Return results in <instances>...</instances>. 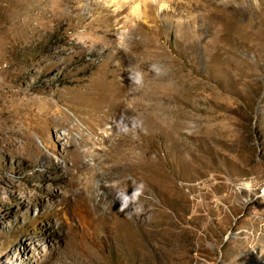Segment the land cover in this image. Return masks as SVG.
I'll return each mask as SVG.
<instances>
[{
	"label": "rangeland",
	"instance_id": "rangeland-1",
	"mask_svg": "<svg viewBox=\"0 0 264 264\" xmlns=\"http://www.w3.org/2000/svg\"><path fill=\"white\" fill-rule=\"evenodd\" d=\"M263 190L264 0H0V264H264Z\"/></svg>",
	"mask_w": 264,
	"mask_h": 264
},
{
	"label": "bare ground",
	"instance_id": "bare-ground-1",
	"mask_svg": "<svg viewBox=\"0 0 264 264\" xmlns=\"http://www.w3.org/2000/svg\"><path fill=\"white\" fill-rule=\"evenodd\" d=\"M54 126H57V124H55ZM73 128H75V127H73ZM44 130H48V127H47L46 129H44ZM91 131H92V132H91V134H89V136L81 137V146H83V145L86 146V144L89 143V142L91 141V139H92V133L95 134V131H93V130H91ZM81 135H82V133H81ZM263 191H264V190H263Z\"/></svg>",
	"mask_w": 264,
	"mask_h": 264
}]
</instances>
